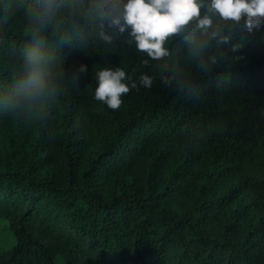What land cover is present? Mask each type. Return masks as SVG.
Wrapping results in <instances>:
<instances>
[{
    "label": "trees",
    "instance_id": "obj_1",
    "mask_svg": "<svg viewBox=\"0 0 264 264\" xmlns=\"http://www.w3.org/2000/svg\"><path fill=\"white\" fill-rule=\"evenodd\" d=\"M104 4L0 0V264H264V25L154 61ZM33 51L46 91L25 99ZM115 66L153 85L110 109Z\"/></svg>",
    "mask_w": 264,
    "mask_h": 264
},
{
    "label": "clouds",
    "instance_id": "obj_2",
    "mask_svg": "<svg viewBox=\"0 0 264 264\" xmlns=\"http://www.w3.org/2000/svg\"><path fill=\"white\" fill-rule=\"evenodd\" d=\"M54 7L55 0H41L45 15ZM101 16L113 32H128L138 52L160 61L169 54L165 42L177 35L190 43L193 55L200 56L212 41L217 47L228 45L233 25L241 21L249 32L260 28L264 25V0H105ZM100 35L107 43L113 40V34L107 31H101ZM142 63L146 65L149 60L143 59ZM40 64V54L30 52L29 74L21 84L25 99L38 98L46 91ZM86 70L85 65L79 68L80 73ZM205 71H210V67L205 66ZM95 75V99L110 109L120 107L122 94L138 86L150 88L153 85L151 75L141 73L137 80H132L119 66L103 67ZM73 79L78 80L79 76Z\"/></svg>",
    "mask_w": 264,
    "mask_h": 264
},
{
    "label": "rangeland",
    "instance_id": "obj_3",
    "mask_svg": "<svg viewBox=\"0 0 264 264\" xmlns=\"http://www.w3.org/2000/svg\"><path fill=\"white\" fill-rule=\"evenodd\" d=\"M2 228V224L0 223V229ZM4 231H0V235H1V239H2V242L4 241V236H3V233ZM4 246V245H3ZM6 246V245H5Z\"/></svg>",
    "mask_w": 264,
    "mask_h": 264
}]
</instances>
